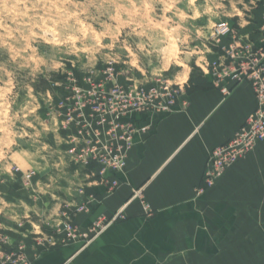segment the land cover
Here are the masks:
<instances>
[{
  "label": "rangeland",
  "instance_id": "374dc122",
  "mask_svg": "<svg viewBox=\"0 0 264 264\" xmlns=\"http://www.w3.org/2000/svg\"><path fill=\"white\" fill-rule=\"evenodd\" d=\"M223 22L247 37L263 28L264 4L0 0V258L21 250L33 261L63 237L70 205L85 200L90 179L68 144L77 132L67 124L71 84L114 68L124 87L163 80L194 89L209 81L200 66L223 52L212 36Z\"/></svg>",
  "mask_w": 264,
  "mask_h": 264
},
{
  "label": "crops",
  "instance_id": "0c3cea01",
  "mask_svg": "<svg viewBox=\"0 0 264 264\" xmlns=\"http://www.w3.org/2000/svg\"><path fill=\"white\" fill-rule=\"evenodd\" d=\"M260 29L243 42L261 45ZM207 79L212 86L185 88L175 110L146 119L150 131L135 137L122 185L89 188L96 202L75 222L83 231L121 217L86 245L37 251L32 264H264V142L214 187L203 183L210 151L256 109L255 94L245 82L225 95Z\"/></svg>",
  "mask_w": 264,
  "mask_h": 264
},
{
  "label": "built area",
  "instance_id": "2783aa9c",
  "mask_svg": "<svg viewBox=\"0 0 264 264\" xmlns=\"http://www.w3.org/2000/svg\"><path fill=\"white\" fill-rule=\"evenodd\" d=\"M251 3H263L264 0H251ZM240 25V24H239ZM241 26V25H240ZM242 27V26H241ZM261 45L243 42L229 22L215 26L213 38L223 52L214 63H206L200 68L204 76L211 77L214 85L225 95H229L239 84L248 82L255 94L256 109L248 115L243 125L225 144L219 145L208 155L203 183L212 188L235 163L248 156L257 145L264 142V26ZM231 35V43L224 45L223 38ZM97 80L92 75L85 83L74 82L70 86L71 96L67 122L76 124V134L69 136L68 144L74 145L70 153L85 166L90 183L81 190V203H73L74 208L65 212L61 223L63 237L54 236L49 241L51 247L59 242L88 244L98 236L120 214L108 221L96 220L88 230H81L75 220L78 215L89 213L96 202L94 194H88L92 186H104L107 193L115 192L123 183L118 175L125 173L130 151L137 135H146L150 131L146 119L154 114L175 110L185 93V87L157 82L132 81L133 84L121 86L114 68L102 74ZM17 171H20L18 168ZM33 174L27 173V180ZM200 192L204 188H199ZM0 264H32V261L19 250L0 258Z\"/></svg>",
  "mask_w": 264,
  "mask_h": 264
},
{
  "label": "trees",
  "instance_id": "16d2710c",
  "mask_svg": "<svg viewBox=\"0 0 264 264\" xmlns=\"http://www.w3.org/2000/svg\"><path fill=\"white\" fill-rule=\"evenodd\" d=\"M203 84H207L209 86H212V83H209L207 80H203V81L200 80V82H198L197 84H195L194 90H197V89L202 88L203 87Z\"/></svg>",
  "mask_w": 264,
  "mask_h": 264
}]
</instances>
